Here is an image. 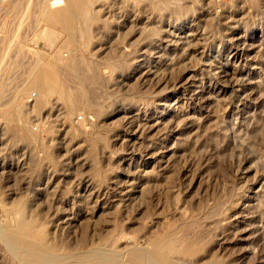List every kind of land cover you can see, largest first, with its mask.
I'll use <instances>...</instances> for the list:
<instances>
[{
	"label": "rangeland",
	"instance_id": "374dc122",
	"mask_svg": "<svg viewBox=\"0 0 264 264\" xmlns=\"http://www.w3.org/2000/svg\"><path fill=\"white\" fill-rule=\"evenodd\" d=\"M41 5L0 0V264L29 262L5 243L16 230L60 264H264V0L98 1L75 33ZM49 61L92 108L36 106Z\"/></svg>",
	"mask_w": 264,
	"mask_h": 264
},
{
	"label": "bare ground",
	"instance_id": "6f19581e",
	"mask_svg": "<svg viewBox=\"0 0 264 264\" xmlns=\"http://www.w3.org/2000/svg\"><path fill=\"white\" fill-rule=\"evenodd\" d=\"M105 2L106 0H42L41 14L43 21L47 23V26H50L52 29L64 31L66 33L74 32V24L79 21L87 22L93 16L92 7L98 2ZM109 2V1H108ZM115 2V1H114ZM120 2V1H118ZM116 2V3H118ZM179 2V1H178ZM135 3V2H134ZM142 3V2H141ZM170 3V2H169ZM167 1V4H169ZM110 4V2L108 3ZM119 4V3H118ZM117 4V5H118ZM177 4V3H176ZM116 5V6H117ZM171 5V4H169ZM111 6V5H110ZM115 6V7H116ZM163 6V5H162ZM119 7V6H118ZM171 7V6H170ZM95 8V7H94ZM97 8V7H96ZM95 8V9H96ZM161 8V7H160ZM101 9L106 11V14L110 16H115V11L111 10L109 6L102 5ZM163 9V8H161ZM168 9V7H167ZM98 10V9H97ZM100 10V8H99ZM117 10V9H116ZM120 10V9H119ZM118 11V10H117ZM116 11V12H117ZM121 11V10H120ZM96 12V11H95ZM98 12V11H97ZM114 13V14H113ZM121 13V12H120ZM105 14V13H104ZM118 15V14H117ZM108 16V15H107ZM96 17V16H95ZM101 17V16H100ZM111 18V17H109ZM94 19V18H93ZM100 19V18H99ZM102 19V18H101ZM108 19V18H107ZM119 19V18H118ZM114 22L117 19H112ZM98 21V20H97ZM118 21V20H117ZM99 22V21H98ZM107 24V23H106ZM114 24V23H113ZM118 24V23H117ZM115 24V25H117ZM97 25V24H96ZM169 25V24H168ZM3 26V25H2ZM46 26V25H45ZM78 28V27H77ZM86 28V26H85ZM169 28V27H168ZM112 29V28H111ZM79 30V29H78ZM81 32V30H79ZM94 31V30H93ZM146 31V29H145ZM169 31V30H168ZM144 32V31H143ZM75 33V32H74ZM89 33V32H88ZM87 34V33H86ZM141 34V33H140ZM169 35V34H166ZM172 35V34H171ZM84 37V36H83ZM169 37V36H168ZM88 38V37H87ZM167 38V37H166ZM140 39V38H139ZM175 46V45H174ZM116 49V48H115ZM90 56V55H89ZM86 58V57H85ZM53 59V58H52ZM79 60V59H78ZM95 60V59H94ZM39 61V60H38ZM37 61V62H38ZM57 61V60H56ZM61 61V60H60ZM59 61V62H60ZM91 61H93L91 59ZM97 61V60H95ZM84 62V61H83ZM36 63V62H35ZM41 63V62H40ZM40 63H37L40 64ZM43 63V62H42ZM41 63V64H42ZM47 63V62H46ZM50 63V61H49ZM40 64V65H41ZM61 64V63H60ZM63 64V63H62ZM96 64V63H95ZM88 65V64H87ZM93 65V64H92ZM113 65V64H112ZM61 66V65H60ZM70 66V65H69ZM68 66V67H69ZM95 66V65H94ZM38 67V66H37ZM82 67V66H81ZM80 67V68H81ZM89 67V66H88ZM92 67V66H91ZM114 67V66H113ZM32 68V67H31ZM30 68V71H31ZM56 63L42 64L38 68H35L33 71V91L36 90V106H42L46 103V98L50 95H56L63 103L66 105V108L71 112L73 108L78 104V102L86 103L89 108H92L89 102L86 101L85 96L81 95L80 99L77 100L71 96V90H68L66 85L60 83V68ZM98 68V67H96ZM116 68V67H115ZM33 69V68H32ZM95 69V68H94ZM60 70V71H59ZM66 70V69H65ZM71 72H75L76 68L74 66L67 69ZM83 70V68H82ZM81 70V71H82ZM93 70V69H92ZM97 71V69H96ZM29 73V72H28ZM85 73V72H84ZM97 73V72H95ZM77 74V73H76ZM97 75V74H96ZM28 76V75H27ZM62 76V75H61ZM81 76V75H80ZM30 77V76H29ZM28 77V78H29ZM75 77V76H74ZM63 78V77H62ZM61 78V79H62ZM78 78V77H77ZM76 78V79H77ZM64 79V78H63ZM89 80V78H88ZM93 80V78L91 79ZM29 81V80H28ZM81 80H79L80 82ZM86 81V80H85ZM27 82V81H26ZM91 82V81H90ZM84 83V82H83ZM67 84V83H66ZM31 85V84H30ZM29 87V86H28ZM30 89V88H29ZM70 91V92H69ZM83 94V93H82ZM77 96V95H76ZM54 103V102H53ZM55 105V104H54ZM84 105V104H82ZM86 105V106H87ZM35 106V107H36ZM64 106V105H62ZM80 106V105H79ZM9 107V106H8ZM31 108V107H30ZM38 109V108H37ZM59 110V109H58ZM10 115L13 113L16 115V119L21 117V111L18 110L16 103H11L9 107ZM75 111V110H74ZM62 112V111H61ZM65 112V111H64ZM62 112V113H64ZM59 113V112H58ZM74 113V112H73ZM23 116V115H22ZM15 117V116H14ZM70 117V116H69ZM72 117V116H71ZM22 118V117H21ZM21 120V119H20ZM20 120H18L20 122ZM28 126V125H27ZM29 128V127H28ZM33 129V128H32ZM77 129V128H76ZM16 130V127H15ZM20 130V129H19ZM27 132V130H25ZM32 131V130H31ZM36 131V130H35ZM19 132V131H18ZM17 132V133H18ZM34 132V131H33ZM38 132V131H37ZM32 133V132H30ZM21 134V132H20ZM102 136V135H101ZM101 136L96 137L97 140H102ZM30 137V136H29ZM37 137V136H35ZM24 138V137H23ZM24 140V139H23ZM34 140V139H33ZM37 140V139H36ZM27 141V140H26ZM40 142V141H39ZM1 143V142H0ZM34 144V143H32ZM35 145V144H34ZM37 146V145H36ZM34 149V147H33ZM34 151V150H33ZM36 152V151H35ZM32 153V152H31ZM33 154V153H32ZM37 156V155H36ZM35 156V157H36ZM33 161V160H32ZM34 162V161H33ZM35 163V162H34ZM12 208V207H11ZM18 211V210H17ZM15 213V212H14ZM19 214V213H18ZM19 216V215H18ZM28 220V219H27ZM30 220V219H29ZM32 220V219H31ZM30 222V221H29ZM23 225V224H22ZM23 228L26 232L33 231V227L30 224L24 223ZM5 231V230H4ZM3 231V232H4ZM6 232V231H5ZM19 230L13 231L10 234V237L6 239L5 243L9 247L10 251L23 250L26 257L29 259L28 264H60L58 262L54 263V259H57L55 252L50 249L43 242H36L33 240H21L18 235ZM0 233L2 230L0 229ZM3 234V233H2ZM1 234V235H2ZM2 238V237H1ZM2 240V239H1ZM7 249V248H6ZM132 249V248H131ZM8 250V249H7ZM98 250V249H96ZM106 250V249H105ZM174 250V249H173ZM105 252V251H104ZM116 253V252H114ZM113 253V254H114ZM13 254V253H12ZM112 254V252H111ZM110 253H100L97 251H92L89 253H82L73 258L69 259L68 262L64 264H112L115 262V258ZM74 255V254H73ZM15 256V254H14ZM16 257V256H15ZM18 257V255H17ZM131 260L133 263L138 264H172L166 257L165 254L156 253L151 255L143 251H133L130 253ZM20 258V257H18ZM26 258V259H27ZM21 259V258H20ZM60 259V258H59ZM61 259H64L61 257ZM23 261V260H22Z\"/></svg>",
	"mask_w": 264,
	"mask_h": 264
}]
</instances>
